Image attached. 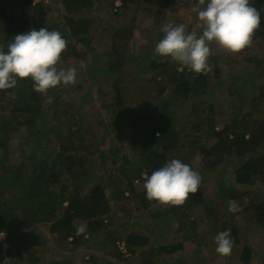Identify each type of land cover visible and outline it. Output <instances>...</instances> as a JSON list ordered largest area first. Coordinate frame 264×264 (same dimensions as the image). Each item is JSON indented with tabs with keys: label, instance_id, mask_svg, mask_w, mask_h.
Returning a JSON list of instances; mask_svg holds the SVG:
<instances>
[{
	"label": "trees",
	"instance_id": "trees-1",
	"mask_svg": "<svg viewBox=\"0 0 264 264\" xmlns=\"http://www.w3.org/2000/svg\"><path fill=\"white\" fill-rule=\"evenodd\" d=\"M35 1L0 0V24L4 21L9 23L5 37L0 38V49L7 52L8 45L19 33L27 32L31 28L39 30L41 27H47L50 31H60L68 41L66 50L61 54L62 62L67 63L71 58L85 59L86 53L93 43L92 32L95 18L91 17V11L96 4H99L98 2L101 3V0H60L66 9L63 21H58L53 17L49 22L44 16L46 13L51 14L52 10L47 6L46 0ZM121 1V8H126L133 0ZM142 1L150 3L153 0ZM258 4L263 5L264 0H259ZM255 5L257 6V3ZM111 6L112 10L117 11L114 4ZM16 12L17 15H15ZM31 12L35 14L33 21L34 15ZM134 30L135 26L131 23L114 30L112 48L108 55L109 60L104 63L106 68L104 70L91 69L92 82H88L85 88L77 87L82 92V98L75 106L57 95L59 86L50 89L47 95L37 93L33 89L31 77L18 78L15 88L0 89V135H2L0 138V231H6L9 234L8 243L10 246L5 251L0 243V255L6 254L7 264L22 262L30 254L31 247L36 243L43 242V236L27 232V228L32 223H44L48 231L57 235L61 241H68L72 237L73 245H77L80 240H84L86 234L96 235L108 230L109 226L106 223H108V219L112 220L114 202L129 200L125 196V192L131 193L138 200L135 179L141 178L144 173L151 175L153 171L163 167L170 159H179L189 164L194 170L193 162L188 158V154L206 148L205 142L201 143L198 135L193 132L200 133L204 123V114L215 112V106L212 104L205 111L195 101L196 81L206 80L210 72L203 74L189 71L187 68L180 70V64L170 57L165 61L151 60L147 64V71H153L154 75L161 76L165 85L173 86L172 93L175 100L180 101V109L183 105L185 106L186 102L194 106L197 122L187 123L180 131L176 129V119L172 118V111L166 117L158 116L160 104L153 110V114L126 109L124 92L130 88L129 80L137 79L130 77V73L133 70L136 71L137 68L140 69L144 63V56L139 54L136 48H130ZM253 39L256 41L260 39L256 42L259 46L261 41L264 43L262 20ZM247 48L249 49L250 46ZM221 59V62H226V59L221 55L214 56L209 60L219 63ZM249 61L256 65V72L259 71L260 74L258 72V74L243 75V82L261 81L264 72H261L263 66L261 60L251 55ZM235 63L232 64L235 65ZM126 66L130 67L129 72L127 68H124ZM103 76L115 77L112 83L113 97L105 103V107L110 109L113 119H118L119 123L116 124V128L106 126L100 116V110L94 113L96 106L86 98L94 85L104 80ZM156 76H154L155 83ZM262 86L264 84L261 83ZM102 90V87L98 88L99 92ZM233 91L240 100L241 104L238 105L241 106L237 108L234 118L231 117L232 123L225 127L224 132L213 133L212 129V136L210 132L206 133L209 134L208 138L216 139V143L202 156V166L197 170L203 177L207 173L211 175L222 194L226 193L230 200L235 201L238 206L246 205L244 208L246 214L251 212L254 206H259L258 225L264 230V192H262L264 190V172L255 162L250 161L253 154L264 144V123L261 122L256 129H250L253 126L246 123L247 126L244 121L239 122L240 119L237 116L239 111L245 107V101L249 96L244 92ZM49 94L54 98L51 104L46 102ZM164 107L167 109L171 107V103L167 99L164 100ZM50 109L54 113L53 121H56L57 126L60 127L58 130L55 129L56 142H54L53 150L42 147L41 143L46 134L53 130V127L48 129L45 125L49 119ZM200 109L203 111L199 112ZM81 117H83L82 121ZM61 118L64 119L63 122H60ZM94 121L105 125L106 130L103 133L108 137L111 135L118 137L121 132H124L126 124H129L130 129H133L131 149L133 156L123 155L120 158V163L112 160V169H116L118 174L115 172L112 175L110 172L107 180L96 177V175L93 178L90 177L89 180H82L80 177L81 169L85 167L83 165L84 157L93 155L94 148L99 145L101 138L100 134L94 132L90 126ZM84 124L86 126L82 128ZM26 125L35 127L33 131L35 134L31 135L35 141V152L25 160H15L12 152H4L1 149L3 144L10 141L14 132ZM228 133L234 134V137L231 139ZM248 134L250 136L246 138ZM103 139H105L104 136ZM64 146L69 151L62 149ZM234 158L241 160V165L235 171H231L229 176H226L225 172L230 169L229 166ZM248 161L250 162L247 163ZM222 164L225 165L222 166ZM85 172H82L84 176L88 174V171ZM230 175L232 176L230 177ZM62 177H66L65 182H62ZM76 177H79V182L74 181ZM258 183V189L253 190V187ZM88 185L90 186L86 191ZM248 195L250 197L247 198L251 202L247 205L244 202ZM142 202L146 209L160 203L148 201L146 196ZM170 211L174 213L172 219L181 221L180 226L184 228L187 225V217H189L185 211V205H172ZM76 221L87 223L85 233L77 235L74 225ZM230 223L234 225V221H230ZM232 230L235 231L234 234L237 233L236 228ZM108 235H114L112 241L115 247H117L115 243L120 240L125 241L129 253L148 244L147 239L132 233L126 238H120L113 231H109ZM182 248L181 242L163 245L157 249V252L172 254ZM243 252L241 260L249 261L251 251L249 248H245ZM149 258L150 261L155 262L153 256ZM0 264H2L1 258ZM50 264L70 263L53 261Z\"/></svg>",
	"mask_w": 264,
	"mask_h": 264
},
{
	"label": "rangeland",
	"instance_id": "rangeland-1",
	"mask_svg": "<svg viewBox=\"0 0 264 264\" xmlns=\"http://www.w3.org/2000/svg\"><path fill=\"white\" fill-rule=\"evenodd\" d=\"M38 1L41 0H36L35 2ZM258 1L252 0V6L257 8V10H261V20L264 23V4H258ZM197 2L198 0H153L147 3L142 0H133L128 7L121 8V0H101V3L98 2L99 4H96L91 11V17L95 18L92 32L93 43L87 51L85 59L71 58L67 63L61 60L59 62L60 67H75L77 69V83L67 87L62 84L59 85L57 95L75 106L82 98V92L77 87L83 86L85 88L88 82H92L91 69L100 68L104 70L106 68L104 63L109 60L108 55L112 48L114 30L131 23L135 26V32L130 48H136L137 52L144 56V63L140 69L137 68L136 71L133 70L130 73V77L137 79L135 81L129 80L130 88L124 92L126 109L142 111L144 114H153V110L160 104L158 116L166 117L172 111V118L176 119L175 126L177 131L182 130L187 123H196L197 116L194 113V106L186 102L185 106H182L184 108L180 109V101H176L172 93L173 86L170 84L165 85V82L161 80V76L154 75L153 71H147V64L151 60L165 61L169 59V57H162L154 53L156 44L164 36L162 31L164 25L184 23L188 25L189 31H196L198 34L202 33V29L199 28L197 14L192 11ZM46 3L52 10L51 14H45L46 21L49 22L53 17L58 21H63L66 9L60 3V0H46ZM255 3H257V6ZM113 4L117 11L112 10L111 5ZM17 14L16 12L15 15ZM31 14L34 15L33 21L35 14L33 12ZM0 25V38H3L7 33L6 30L9 23L4 21ZM259 40L253 39L249 49L246 47L237 53L220 48L214 41L209 42L212 52L209 59L221 55L226 59V62H221L222 59L219 63L209 60L212 69L210 75L204 81H196L195 101L205 111L212 104L215 106V112L213 114H204V123L200 133L193 132V134L198 135L201 143L205 142L206 146L205 149L188 154V158L193 162L194 170L202 166V156L216 143V139L208 138L209 134L206 133L210 132L212 136V132H224L225 127L232 123L231 117L234 118L237 108L241 106L238 105L241 103L236 96L237 94L234 91L232 92V90L240 93L244 92L249 96L248 100L245 101V107L239 111L240 113L237 116L240 119L239 122L244 121L245 124L253 126L250 129H256L261 122L264 123V86L261 87V83L264 84V43L261 41L260 46L257 45L256 42ZM251 55L255 58L257 57L263 64L261 70L263 72L262 80L245 83L242 79L243 75L258 74L259 72H256V65L249 61V56ZM233 62H236L235 65L232 64ZM124 68H127L128 72L130 71L129 66ZM179 69L181 70V67ZM154 76L157 77L156 83L154 82ZM103 79L94 85V88L86 95V98L96 106L94 113L100 110V116L105 125L116 128V124L119 123L118 119H113L110 109L105 107V103L113 97L112 83L115 77L103 76ZM99 87L103 88L102 92L98 91ZM165 99L171 103V107L168 109L164 107ZM202 109L199 112L203 111ZM53 115L54 113L50 109L48 112L49 119L45 125H47L46 128L48 129L53 127V130L47 133L43 141H41L42 147L51 150L55 148V129L58 130L60 128L57 126L56 121H53ZM83 117H81V121ZM63 121L64 119L61 118L60 122ZM105 125L97 121L90 125L94 132L100 134L101 138L99 145L94 148L93 155L83 159L85 167L80 169L82 172L88 171V174L84 176L80 172L83 175H80L82 180H89L94 175L107 180L110 172L112 175L115 172L118 174L116 169H112V160L120 163V158L123 155L133 156L131 154L133 129H130L129 124H126L124 132H121L120 135L116 133L119 135L118 137L116 135L108 137L104 134ZM84 126L86 125L84 124L82 128ZM34 128V126L26 125L19 131L14 132L10 141L7 144H3L4 146L1 150L12 152L15 160L29 158L35 152V141L31 136L35 134L33 132ZM61 128L64 127L61 126ZM228 134H230L229 137L231 139L234 137V134ZM103 136L105 139L102 140ZM249 136L248 134L246 138ZM62 149L69 151L65 146ZM250 161L255 162L260 170L264 172V144L253 154ZM224 165L222 164V166ZM240 165L241 160L234 158V161L229 166L230 169L225 172L226 176H229L231 171H235ZM65 181L66 177H62V182ZM74 181L79 182V177H76ZM143 185L144 181L136 184L138 200L131 193L127 196L125 192V196L129 200L124 199L114 202L111 214L112 220L108 219V223H106L109 226L108 230L96 235L89 234V238L86 239L84 237V240H80L77 245H73L72 242L74 241L69 239L68 241H61L57 235L48 231L44 223H32L27 228V232L43 236V242L40 244L36 243L31 247L28 257H25V260L17 264H28V262L30 264H50L53 261H66L70 264H148V262H151V264H264V230L258 225L259 206H254L251 212L247 214L244 212L246 205H240L238 211L230 212L228 204L230 198L226 193L222 194L214 178L207 173L203 177L202 185L198 191L195 194L190 193L189 200L184 203L185 211L189 217H187V225L182 228L180 226L181 221L172 219L174 216L173 211H170L172 205L159 203L152 205L148 209L143 206L142 201L145 200ZM258 185L259 183L253 187V190H257ZM89 186H87L86 191H88ZM247 197H250V195L246 196L244 204L251 202ZM230 221H234V225ZM74 225L76 230L81 225H84L87 230V223L84 221H76ZM227 228H231V237L233 236L235 244L230 255L222 256L215 250L214 238L218 232ZM234 228H236V234L232 230ZM109 231L115 232L120 238H126L132 233L147 239L148 244L139 247L133 253L128 251V255L121 254L118 247L113 245L112 237L114 235L109 236ZM4 233L7 232L4 231ZM7 235L8 243L9 234L7 233ZM120 242L127 244L122 240ZM181 242L183 248L178 252L172 254L157 252V249L163 245ZM0 243L2 246L1 238ZM115 244L117 245V243ZM9 247L4 250H8ZM245 248H249L252 254H250V260L247 262L241 260L244 255L243 249ZM150 256H153L155 262L149 260ZM0 258L2 259V264H4L5 259H7L6 254L2 253Z\"/></svg>",
	"mask_w": 264,
	"mask_h": 264
},
{
	"label": "clouds",
	"instance_id": "clouds-1",
	"mask_svg": "<svg viewBox=\"0 0 264 264\" xmlns=\"http://www.w3.org/2000/svg\"><path fill=\"white\" fill-rule=\"evenodd\" d=\"M192 11L197 14L202 33L189 31L184 23L166 24L162 28L164 36L156 44L154 53L178 62L181 70L187 68L195 73L207 74L212 70L209 42L214 41L220 48L237 53L252 44L254 33L261 25V10L252 6V0H198ZM67 44L60 31H50L47 27L17 34L7 52L0 49V89L15 88L18 78L28 77H31L33 89L41 95H47L50 89L61 84L65 87L75 85L77 69L59 66ZM53 99L48 96L46 102L51 104ZM143 179L148 201L173 206L183 205L203 182L200 172L179 159H170ZM228 204L230 212L239 210L235 201L230 200ZM85 232L84 225L77 229V235ZM4 236L0 231V238ZM214 242L218 254L230 255L235 244L231 228L218 232ZM7 261L5 259L4 264Z\"/></svg>",
	"mask_w": 264,
	"mask_h": 264
},
{
	"label": "built area",
	"instance_id": "built-area-1",
	"mask_svg": "<svg viewBox=\"0 0 264 264\" xmlns=\"http://www.w3.org/2000/svg\"><path fill=\"white\" fill-rule=\"evenodd\" d=\"M145 175H147V174L144 173V174H142L141 178L136 179V180H135V184H138L139 182L143 181V180H144L143 177H144ZM126 194H127V196H129V192H126ZM106 222H107V221H106ZM7 237H8V235H7V233H5V236H4L3 238H1V242L3 243L2 246L4 247V249H7L8 246H9V243H7ZM85 237H86V238H89V235L87 234ZM70 240H73V238H70ZM117 247H118V250H119L122 254H124V255H128V250H127V247H126L125 243H123V242L121 243V242L119 241V242H117Z\"/></svg>",
	"mask_w": 264,
	"mask_h": 264
}]
</instances>
